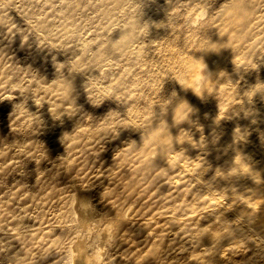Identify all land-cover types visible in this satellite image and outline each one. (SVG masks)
<instances>
[{"label":"rangeland","instance_id":"374dc122","mask_svg":"<svg viewBox=\"0 0 264 264\" xmlns=\"http://www.w3.org/2000/svg\"><path fill=\"white\" fill-rule=\"evenodd\" d=\"M28 2L17 0L11 13L20 28ZM130 2L50 0L59 7L45 12L51 27L83 21L88 40L107 51ZM135 2L143 21L166 20L165 0ZM185 4L174 10L168 37L151 28L147 40L160 41L108 55L86 85L88 98L89 73L59 74L72 80L81 111L63 78L51 81L52 54L32 38L23 44L16 25L0 16V264H12L20 245L26 259L18 264H76L78 245L93 264H264V0ZM207 38L229 48L195 53ZM73 54L56 53L60 62ZM93 66L88 55L72 64ZM172 92L154 121L163 119L170 134L162 125L138 146L153 106ZM18 95L34 101L31 111L44 105L46 135L38 137L39 120L25 118L22 106L9 116ZM48 110L66 115L63 128L52 126ZM62 131L71 132L64 150ZM81 191L90 209L83 221L75 205ZM21 221L38 239H22Z\"/></svg>","mask_w":264,"mask_h":264},{"label":"clouds","instance_id":"9594fccd","mask_svg":"<svg viewBox=\"0 0 264 264\" xmlns=\"http://www.w3.org/2000/svg\"><path fill=\"white\" fill-rule=\"evenodd\" d=\"M165 5L166 7L164 11L166 15V20L159 23L143 21L141 5L136 3L135 0H131L130 3H125L124 5H122V7L127 11V15H125L124 13L121 14L124 17V23L114 28L112 31L113 33L116 30H120L121 36L119 37V39L115 41H113L110 37L111 44L105 45V49L107 51L97 49L92 44V41L88 40L87 32L89 29L83 21L76 22L70 20H63L59 26L51 27L49 25V17L46 14L45 10L50 8L52 10H55V7H59V5L52 6L50 4V0H29L28 3L21 5V7L24 9L23 15L20 16L25 25V27L23 28L18 27L16 23H14V18L11 15V13L14 12L13 10L17 8V0H4L3 5H0V16L9 18L10 21L16 25V32L21 35L23 44H28L29 38H32L37 49L41 51L47 50L49 53L52 54L51 62L54 68L55 78L51 81H56L58 79L63 78L64 82L67 84L69 88L70 97L75 101L76 104V96L74 95L75 88L72 80H69L67 77H61L59 76V74L63 73L65 68H67L69 75L77 74V73L79 74L89 73L86 78V83L84 84V90L88 98L86 85L90 81L97 79L100 76L101 71L103 70V61L107 59L108 55L114 54L116 57H119L120 55L127 56L132 45H134L137 42H142L146 47H150L153 42L160 41V40H151V41L147 40V37L150 35L151 28L166 30L168 33L167 37L171 34L172 25L175 23L173 19L174 10L176 13H178L180 9L186 7V4H185V0H165ZM127 16H131L132 18L131 23H127ZM125 23L127 24L126 27L124 26ZM0 26H4V25H0ZM25 37L27 38L25 39ZM207 40L209 46L204 49H200L195 53L219 52L223 48H229L226 45L220 43H213L209 38H207ZM212 45L215 46L213 47ZM0 51H4V50L0 49ZM69 52H72L74 54L66 62H60L57 59L56 53L67 54ZM195 53L193 54L194 58H196ZM84 55H88L94 60V66L85 71L74 70L72 68L73 62L77 57ZM96 64H100L101 66L97 67L95 66ZM205 69H206V65L203 73L204 76L208 80L212 81L211 77L205 73ZM176 95H177L176 92H172L171 97L168 99H164L160 95V102L153 106V118L151 121V126L140 131L141 140L139 143L136 142L138 146H142L143 139L151 135L155 129L160 128L162 125L166 127L167 132L169 133L168 125L163 119H160L158 123L154 124L157 115L155 109L158 106L160 109V114L161 116H163L167 112L168 105L172 103V98H175ZM203 95L204 93L200 96L203 97ZM24 96L25 95H18L16 97L15 103H12V109L9 112V116L11 117L13 114L18 113V109L22 106L25 111V118L27 117L28 114H32L36 119L39 120V127L37 129L38 137L42 135H46L50 129L47 122L44 120L41 112L39 111V109H41L44 105L40 106L39 109L35 112L31 111L29 107V102L31 101L34 106L36 105L34 104V101L32 99L26 100L23 98ZM88 101L91 103L89 99ZM181 104H187V103L182 101L177 105V108ZM93 106H99V105H93ZM77 107L80 109L79 106ZM48 113L50 119L53 122L52 126L63 128L64 117L66 115H53L52 113L49 112V110ZM175 114H176V110H175ZM180 122L176 121V123H180ZM76 123L77 120L74 124V127L76 126ZM70 133L71 132L69 131H62L58 137V143L61 145L63 150L65 149L66 146L65 137L68 136ZM42 142L46 145V142L44 141ZM47 152L50 156V150L48 148H47ZM28 218L29 217L27 215L23 217V219H28ZM109 223L112 226V232H113L115 230V224L110 221ZM18 227L20 228L19 235L22 237L24 241L34 242L35 239H38V236L32 235V233L36 231L33 227H26L22 221L20 225H18ZM20 246L21 247L16 252L12 253V257H11L12 264H18V261H23L24 259H26L25 253L23 251L24 245H20ZM67 248L68 245H65V252H64L65 254H67ZM21 253H23V255H21Z\"/></svg>","mask_w":264,"mask_h":264},{"label":"bare ground","instance_id":"6f19581e","mask_svg":"<svg viewBox=\"0 0 264 264\" xmlns=\"http://www.w3.org/2000/svg\"><path fill=\"white\" fill-rule=\"evenodd\" d=\"M87 193L88 192L85 193V191H83V192L81 191L79 193L80 195L78 196V198H76L77 199V203L75 202L76 203L75 205L77 206L78 216H79L80 220H82V221L84 219L86 220L87 217H90V215H89L90 214L89 213L90 212V209H89V199H88V194ZM102 237H104V236H102ZM103 239L104 238H102V240H101V244L103 243L102 242ZM80 246L78 245V246H76L74 248L75 249V254H73V255H78L77 258H79L77 261L75 260L76 264H93L92 258H90V256L88 257L85 254L83 247H81L82 248L81 249Z\"/></svg>","mask_w":264,"mask_h":264}]
</instances>
